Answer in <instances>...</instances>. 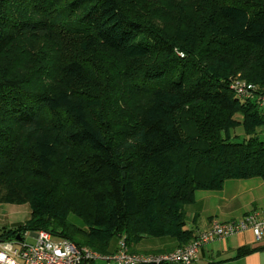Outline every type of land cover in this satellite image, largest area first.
I'll return each instance as SVG.
<instances>
[{
	"label": "trees",
	"instance_id": "16d2710c",
	"mask_svg": "<svg viewBox=\"0 0 264 264\" xmlns=\"http://www.w3.org/2000/svg\"><path fill=\"white\" fill-rule=\"evenodd\" d=\"M238 74L264 92V0H0V203L30 206L0 240L80 245L74 214L97 251L188 243L196 190L264 179V111Z\"/></svg>",
	"mask_w": 264,
	"mask_h": 264
},
{
	"label": "built area",
	"instance_id": "2783aa9c",
	"mask_svg": "<svg viewBox=\"0 0 264 264\" xmlns=\"http://www.w3.org/2000/svg\"><path fill=\"white\" fill-rule=\"evenodd\" d=\"M228 87L240 101L254 99L264 111V92L257 94L254 83L238 74L229 79ZM245 230L251 231L255 243L264 245V207L250 211L237 220H213L208 228L197 232L188 243L169 251L153 253L131 252L123 237L117 239L114 250L101 252L66 238H54L46 230L25 231L21 237L15 235L19 240L15 237L11 241L0 240V264H194L204 246ZM28 233L33 235V243L25 242Z\"/></svg>",
	"mask_w": 264,
	"mask_h": 264
},
{
	"label": "crops",
	"instance_id": "0c3cea01",
	"mask_svg": "<svg viewBox=\"0 0 264 264\" xmlns=\"http://www.w3.org/2000/svg\"><path fill=\"white\" fill-rule=\"evenodd\" d=\"M193 202L186 212L185 229H191L194 235L209 227L213 220L227 221L242 218L246 213L264 207V179L261 177L229 178L220 189H198L194 192ZM188 205V204H187ZM195 216L194 224L188 225V218ZM188 225V227L186 226ZM161 243H152L144 238L136 245V249L150 251H169L178 247L172 237H165ZM255 248L253 252L237 257L239 249ZM133 252H137L136 250ZM141 253V252H140ZM153 253V252H152ZM264 264V245L255 243L249 230L237 233L222 240L204 246L194 264Z\"/></svg>",
	"mask_w": 264,
	"mask_h": 264
},
{
	"label": "rangeland",
	"instance_id": "374dc122",
	"mask_svg": "<svg viewBox=\"0 0 264 264\" xmlns=\"http://www.w3.org/2000/svg\"><path fill=\"white\" fill-rule=\"evenodd\" d=\"M235 118L240 119L239 116H235ZM261 130H262V127L260 128V131ZM241 133H242V129L239 127V128H236L234 131H232L231 135L232 134H241ZM185 209H186V212L190 211L189 204L185 205ZM29 215H30V206L28 204L15 205V204L0 203V232L2 230L13 229V228L20 226L21 224H23L28 219ZM67 218L71 223H73L74 225H77L79 228L84 230L83 232L82 231H75L73 233L71 232V236L73 237V239L76 242H78L80 245H85V246L91 247V244H94V237L92 236V234L90 235V234H88V232H86L87 228L84 225V223L81 221V219L79 217L75 216L74 214L68 215ZM195 219H196L195 216H193L191 219L188 218L187 224L193 225ZM188 225H186V226L188 227ZM148 239L151 240L152 243H161L162 241L166 240L165 237L148 238ZM168 239H170V237ZM25 242L33 243L34 242L33 235H30L28 233V235L25 237ZM116 243H117V238H111L110 243L107 247V251L114 250ZM136 246L137 245H135V244L129 245L130 250H132L131 252H133L135 250L137 252H141V253L145 252V251L137 250ZM150 252H156V251L154 250V251H150ZM93 264H110V263L95 262ZM202 264H213V263H202Z\"/></svg>",
	"mask_w": 264,
	"mask_h": 264
},
{
	"label": "water",
	"instance_id": "95a60500",
	"mask_svg": "<svg viewBox=\"0 0 264 264\" xmlns=\"http://www.w3.org/2000/svg\"><path fill=\"white\" fill-rule=\"evenodd\" d=\"M16 240H19L20 238L18 236L15 237Z\"/></svg>",
	"mask_w": 264,
	"mask_h": 264
}]
</instances>
